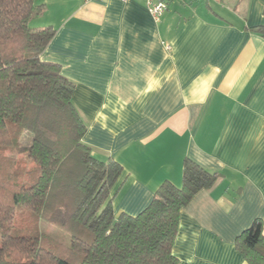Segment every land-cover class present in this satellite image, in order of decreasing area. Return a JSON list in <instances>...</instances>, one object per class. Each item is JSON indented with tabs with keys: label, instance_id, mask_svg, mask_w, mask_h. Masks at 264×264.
<instances>
[{
	"label": "crops",
	"instance_id": "0c3cea01",
	"mask_svg": "<svg viewBox=\"0 0 264 264\" xmlns=\"http://www.w3.org/2000/svg\"><path fill=\"white\" fill-rule=\"evenodd\" d=\"M36 0L34 26L56 34L40 54L75 84L94 156L124 167L117 214L137 215L189 157L220 178L180 213L178 264H248L236 237L264 233V0Z\"/></svg>",
	"mask_w": 264,
	"mask_h": 264
},
{
	"label": "trees",
	"instance_id": "16d2710c",
	"mask_svg": "<svg viewBox=\"0 0 264 264\" xmlns=\"http://www.w3.org/2000/svg\"><path fill=\"white\" fill-rule=\"evenodd\" d=\"M44 11L36 0H0V264H178L181 210L219 173L187 157L181 186L164 181L142 212L117 214L124 167L93 155L75 84L59 63L40 59L56 34L32 24ZM253 30L264 37V25ZM39 220L70 233V243L39 233ZM235 246L248 264H264L261 218Z\"/></svg>",
	"mask_w": 264,
	"mask_h": 264
},
{
	"label": "rangeland",
	"instance_id": "374dc122",
	"mask_svg": "<svg viewBox=\"0 0 264 264\" xmlns=\"http://www.w3.org/2000/svg\"><path fill=\"white\" fill-rule=\"evenodd\" d=\"M32 139V133L28 130H26L24 132V135L22 137V143L23 144H30ZM29 165L31 166L32 163L30 162ZM29 222V225H34L35 223L33 222V220L27 219V221ZM37 229L39 231V233H46L51 235L52 237L58 239L60 242H63L65 244H69L71 241V234L68 233L67 231L61 229L60 227L47 222L45 220H39L36 224Z\"/></svg>",
	"mask_w": 264,
	"mask_h": 264
},
{
	"label": "built area",
	"instance_id": "2783aa9c",
	"mask_svg": "<svg viewBox=\"0 0 264 264\" xmlns=\"http://www.w3.org/2000/svg\"><path fill=\"white\" fill-rule=\"evenodd\" d=\"M148 9L151 15L156 19L159 20L164 12L168 9V5L162 1L156 0H146Z\"/></svg>",
	"mask_w": 264,
	"mask_h": 264
}]
</instances>
